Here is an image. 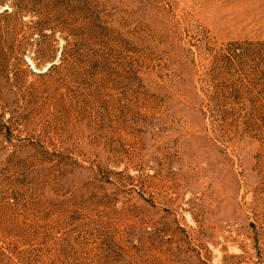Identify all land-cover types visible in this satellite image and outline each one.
<instances>
[{
  "label": "rangeland",
  "instance_id": "374dc122",
  "mask_svg": "<svg viewBox=\"0 0 264 264\" xmlns=\"http://www.w3.org/2000/svg\"><path fill=\"white\" fill-rule=\"evenodd\" d=\"M0 264H264V0H0Z\"/></svg>",
  "mask_w": 264,
  "mask_h": 264
}]
</instances>
